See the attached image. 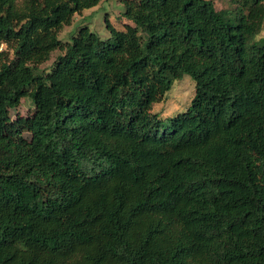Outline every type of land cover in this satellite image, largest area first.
<instances>
[{
  "label": "trees",
  "instance_id": "obj_1",
  "mask_svg": "<svg viewBox=\"0 0 264 264\" xmlns=\"http://www.w3.org/2000/svg\"><path fill=\"white\" fill-rule=\"evenodd\" d=\"M100 1L0 0V264H264V0H122L63 44Z\"/></svg>",
  "mask_w": 264,
  "mask_h": 264
},
{
  "label": "rangeland",
  "instance_id": "obj_2",
  "mask_svg": "<svg viewBox=\"0 0 264 264\" xmlns=\"http://www.w3.org/2000/svg\"><path fill=\"white\" fill-rule=\"evenodd\" d=\"M216 11L231 10L229 0H210ZM124 7L122 0H101L96 6L75 14L69 26H65L58 34V39L66 44L71 37L75 36L82 27H87L89 31L95 33L102 40L110 38L107 24H110L116 30H123L126 26L132 25L131 22L123 17ZM264 38V23L262 30L256 37ZM5 48L0 45V50ZM62 55L61 51H54L49 59L38 67V72H48L57 57ZM194 95V81L187 75L173 81L170 90L163 96L162 100L152 106V112L160 118L172 117L184 112L190 104ZM33 105L28 98L20 101V104L10 111L11 119L16 117H25L32 113Z\"/></svg>",
  "mask_w": 264,
  "mask_h": 264
}]
</instances>
